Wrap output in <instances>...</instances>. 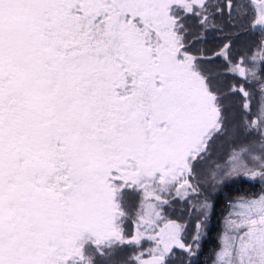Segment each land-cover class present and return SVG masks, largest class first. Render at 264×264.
Returning <instances> with one entry per match:
<instances>
[{"label":"snow or ice","instance_id":"obj_1","mask_svg":"<svg viewBox=\"0 0 264 264\" xmlns=\"http://www.w3.org/2000/svg\"><path fill=\"white\" fill-rule=\"evenodd\" d=\"M217 19L264 33V0H0V264H185L203 222L188 242L165 213L216 141L256 136L258 171L234 153L224 176L264 180V37L209 57ZM228 225L214 264H264V190Z\"/></svg>","mask_w":264,"mask_h":264},{"label":"trees","instance_id":"obj_2","mask_svg":"<svg viewBox=\"0 0 264 264\" xmlns=\"http://www.w3.org/2000/svg\"><path fill=\"white\" fill-rule=\"evenodd\" d=\"M214 23L216 27L209 26L207 29L201 30V40L196 45L198 48L206 50L209 57L213 56V53L219 52L225 44L230 42L234 56L236 53H247L251 56L252 51L255 50V43L264 37V33L260 31H256L253 35L249 30L247 36L237 39V33L247 26L248 21H244L242 26L238 25L235 28L228 26L220 19ZM236 58L238 59V56ZM208 67L213 72L222 74L221 83L223 85L244 86L246 90L254 93V98L258 99L259 85L251 78L246 83L241 77H233V74L226 71V61L223 57L215 58ZM252 110V118L254 119L255 110ZM250 137L247 136V139ZM221 140L222 138L216 141L210 158L198 169V175L192 181L194 186L198 188V192L186 198L174 197L179 206L175 211L172 210L174 206H168L165 213L167 218L179 220L185 225L188 242H191L192 236L196 234L198 221L203 222L196 253L190 258H185V264H188L189 259L191 264H212L222 245L221 234L224 228V217L230 211L233 202L241 197H254L264 190V180H261L259 176L250 178V175L243 172L240 175L224 177L221 181L214 179V176L217 178L218 171L226 165L228 157V147L221 153L219 151L222 145L217 149ZM196 200L200 202L204 200L210 203L211 207L207 216L200 214L201 205L193 204ZM149 244L150 242H147L145 248Z\"/></svg>","mask_w":264,"mask_h":264},{"label":"rangeland","instance_id":"obj_3","mask_svg":"<svg viewBox=\"0 0 264 264\" xmlns=\"http://www.w3.org/2000/svg\"><path fill=\"white\" fill-rule=\"evenodd\" d=\"M256 64H257V67H258V65H259V57H257ZM249 67H251V64L249 65ZM259 99H260V96L258 97V99L254 98V100H253V102H254L253 109L255 111H256V102ZM219 146H221V150L219 151L220 153L223 152V151H225V150H227V147L229 148V151H228V157H227L226 165L223 166L222 169L218 171L219 173H217L218 176L216 178V181H221V180L224 179V177H230V176H224V173L227 172V171H229L231 169V160H230V157L234 153H239L240 154L243 162L245 164H247V167L249 169L258 171V169L255 168V162L252 161V159H251V156L252 155H259L260 154L259 149H260L261 143H260V141L258 140V138L256 136H251L249 139H247V135H245V134H233V135H229V136H226V137H223L222 138V140H221L220 144L218 145L217 149L219 148ZM244 149H248L249 152L251 153V155H248L247 153H245L244 151H242ZM212 158L214 159V157H212ZM248 175H250V174H248ZM194 193L195 192H192L191 190H189V193H188V195L186 197H188V196H190L191 194H194ZM186 197H181V198H186ZM246 198H251V197H246ZM236 201H234L233 203H235ZM204 202H205L204 200L202 202L196 200L193 204H196L197 206H200ZM208 204L210 205L209 202H208ZM172 206H174V207H172ZM178 206H179V203H177V202L170 203V207H172V210L173 211H175ZM200 208H201V206H200ZM231 211H232V206H231L230 211L224 217V228H223V231H222V234H221L222 245H221L220 249L217 251V253L221 250L226 235L231 234L230 233V230H229V225H228L229 213ZM168 219H172V218L169 217ZM172 220H176V219H172ZM176 221L178 223H181L182 225H184L179 220H176ZM160 226L163 227V223H161ZM149 246H150V244L148 245V247ZM216 258L217 257L215 256V259H214V261H213L212 264H214V262L216 261Z\"/></svg>","mask_w":264,"mask_h":264}]
</instances>
